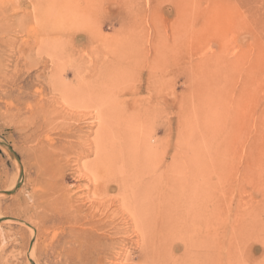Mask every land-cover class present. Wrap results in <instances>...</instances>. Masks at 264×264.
<instances>
[{"label":"rangeland","instance_id":"1","mask_svg":"<svg viewBox=\"0 0 264 264\" xmlns=\"http://www.w3.org/2000/svg\"><path fill=\"white\" fill-rule=\"evenodd\" d=\"M95 93L159 104L144 142L155 132L160 165L178 147L205 163L203 206L251 220L246 257L264 264V0H0V264H144L127 210L86 214L97 193L80 167L106 169L104 154L69 150L50 169L71 145L39 123L94 139ZM64 189L82 213L55 199Z\"/></svg>","mask_w":264,"mask_h":264},{"label":"bare ground","instance_id":"2","mask_svg":"<svg viewBox=\"0 0 264 264\" xmlns=\"http://www.w3.org/2000/svg\"><path fill=\"white\" fill-rule=\"evenodd\" d=\"M107 66L109 64H101L103 72H100L97 80L110 73L109 70L106 72ZM94 95L92 99L99 123L94 139L73 140L77 137L76 133L83 132V127L54 122L55 119L44 120L43 124L40 122L38 125L40 129L45 124L59 129L62 139L71 145L67 146L69 149L64 147L66 149L62 148L58 152L54 168H50L54 175L62 169L63 155L69 150L80 152L78 161L82 156L104 154L102 158L106 165L102 169H106L94 168L98 166L95 162L88 166L85 164L93 168L92 172L88 171L89 168L85 167L84 170L80 167V177L83 179L90 175L95 182L92 189L97 193L93 194V198L89 196L90 205L86 213L89 219L92 220L103 207L101 222L104 224L108 221L112 214L106 215V204V212L113 206H116L114 210H127L139 237L138 257L144 264H251V258L246 257L254 238L251 220L241 223L235 212L226 213L203 206L207 181L204 183L206 179H201L203 169H206L205 163L189 158L186 151L178 147L171 157H167L170 161H165L161 166V143L155 132L146 141L148 143L144 142L147 135L143 127L150 118L155 117L159 104H155L153 112L143 100H133L128 105L125 98L120 96ZM133 117L137 118L136 122H131ZM165 151L167 156L168 148ZM43 168L46 177L51 175L45 166ZM68 179L63 178V183ZM44 181L45 177L40 184ZM16 183L17 180L12 185ZM112 193L113 196L107 198ZM102 195L105 199L100 201ZM50 196L48 194L45 198V195H36L35 205L44 208ZM61 197L62 204L69 205L70 213L83 212L76 207L77 197L69 189L55 195L56 200ZM33 214L39 215L37 212ZM70 242H64L65 256H73L75 252L76 247Z\"/></svg>","mask_w":264,"mask_h":264}]
</instances>
